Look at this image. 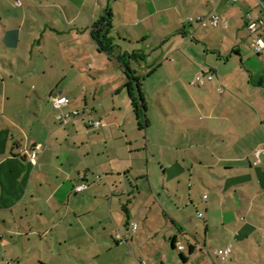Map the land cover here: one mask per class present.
Wrapping results in <instances>:
<instances>
[{
  "label": "crops",
  "instance_id": "0c3cea01",
  "mask_svg": "<svg viewBox=\"0 0 264 264\" xmlns=\"http://www.w3.org/2000/svg\"><path fill=\"white\" fill-rule=\"evenodd\" d=\"M31 5L48 19L59 50L42 52V65L11 55V71L0 69L6 78L0 99V247L46 243L49 250L73 252L87 243L94 249L93 260L100 258L95 249L101 247L117 256L127 253L112 264H264V53L256 52L246 25L248 14L264 19V0H50ZM15 6L21 13L11 15L9 4L0 0V29H5L0 36L19 50L28 40L23 27L29 16L25 5ZM108 9L112 38L121 42L116 55H145L144 61H131L130 68L141 79L149 125L140 124L134 112L125 68L92 39L93 24ZM211 14L222 16L228 26L191 25L182 19ZM6 20L13 23L8 26ZM182 23L172 34L180 38V50L169 45L171 39L163 40L152 50L154 64L144 47L135 46L160 40L168 25ZM37 24L49 32L42 21ZM188 40L195 42L193 58L185 49ZM171 55L175 64L166 66L163 59ZM208 73L212 80L193 84L194 77ZM164 75L170 79L164 86H171L169 96L157 98L165 114L150 117L148 81ZM134 88L140 101L137 84ZM8 90L27 92L12 101ZM58 96L70 99L64 113H80L66 124L57 121L53 107ZM166 101L180 116L170 120L174 146L167 139L174 138L171 131L151 130L157 120L163 127L169 122ZM95 122L101 126H92ZM31 153H37L35 161ZM214 170H226L217 177L221 182L207 174ZM82 184L88 189L77 193ZM200 185L217 190L209 195ZM139 186L145 188L139 191ZM158 186V197L145 196L147 188L156 195Z\"/></svg>",
  "mask_w": 264,
  "mask_h": 264
},
{
  "label": "rangeland",
  "instance_id": "374dc122",
  "mask_svg": "<svg viewBox=\"0 0 264 264\" xmlns=\"http://www.w3.org/2000/svg\"><path fill=\"white\" fill-rule=\"evenodd\" d=\"M4 3H8L9 7H10V11L9 13L11 15H15V14H20L21 13V8L18 9L15 4L18 3V5L20 6V4H23L27 7V14L29 16L28 21L26 22L25 27H23V35L26 38H28V40H23L22 45L20 46L19 50H17L14 45H10L8 44V46L3 42V37L4 35L0 36V57L2 59H5V61L3 62L0 59V69L2 72H10V59H11V55L13 56H17L18 54L21 55L22 58H30L29 64H35L34 62H36L39 65H42L43 61H45L46 57L43 56L42 52H45L47 54L51 53L53 49L59 50L57 44L55 42L52 41V38L54 37L51 33L50 30L52 28V26H48L49 22L48 19H46L40 12V10L36 7L31 5V3L35 4V3H43V2H48L50 0H3ZM31 5V6H30ZM49 12V11H48ZM47 12V13H48ZM191 18V17H190ZM195 18V17H194ZM10 19H14L11 18ZM182 19H184L185 21L189 19V17H182ZM38 21H42L44 24L43 29H45L46 27L49 28V32L44 33L41 29L40 26L37 24ZM15 22V21H14ZM13 21H9L6 20V24H8V26H10L9 24H12ZM15 24V23H14ZM13 24V25H14ZM185 23H182L180 25H168L167 26V31L165 33H163L160 37V40H151L148 41L147 43H144L143 46L142 45H135L138 48H145V52L146 54H150L149 56V60L148 62H150V64H154V62H156V57L152 54V50L155 48V46H158V44L160 42H163V40L165 39H171V41L169 42V45L171 46H175L176 50H180V38H174L172 36L173 32H175L177 29L179 28H183ZM47 25V26H46ZM171 26V27H170ZM197 26V25H196ZM213 27V26H212ZM1 31L5 30L4 26L1 25ZM217 29H213L211 31H214ZM46 36V40L47 43L44 42L45 37ZM57 37V36H55ZM115 39H118V37ZM191 39V38H189ZM189 41V40H188ZM38 42H41L40 44H38ZM141 42V40H140ZM190 42V45L188 47H186L185 49L188 50V54L192 57L191 55V50L190 47H192L193 43L195 42ZM119 43H121L119 41V39L117 40L116 44L118 45ZM175 50V49H174ZM190 50V51H189ZM21 63V66L25 65V62L22 59H16ZM15 60V62H16ZM163 63L167 66V65H174L175 61H174V57L171 55V60L170 57L163 59ZM26 68V66H24ZM164 71V70H163ZM52 75V74H51ZM169 76L164 75V76H160L159 77H154L152 76V78L148 81V87L150 90V95H152V103H151V113L149 114V116H152V112H154L155 114H162L164 115V111L162 110V107H160V103H159V98H162V101L165 100V98H168L169 96V88L171 86H165L166 82H169L170 79L168 78ZM197 78V77H194ZM6 79V78H5ZM5 79H3V77L0 76V99L2 98V89L4 87V83L2 82V80L4 81ZM7 82H10L9 79H7ZM160 88V89H158ZM158 89V90H157ZM28 90V89H27ZM162 90V91H161ZM157 91V92H156ZM27 92V91H25ZM20 91V94H16L14 91L8 90L7 94L8 97H12L14 101V98H24V93ZM30 98L31 100H34V98L36 97V92L35 89L30 90ZM15 93V94H14ZM23 93V94H21ZM159 97V98H157ZM12 101H8V107L11 105ZM168 104L167 106H165V108H167V113H168V120L169 122L167 124H164L165 126L163 127V123H161L160 121H155V125L151 128L152 131H156V130H166L165 133L169 134V131H171V135L174 137L172 139H169V137L167 138L168 141L170 142L171 145L174 146L177 137L173 134V129H175L173 122H171V117L175 116L177 114V117L180 118V116L178 115V110L170 105L171 103L167 102ZM174 105V104H173ZM193 113V112H192ZM57 114V113H56ZM201 117L204 118V115L201 114ZM174 120V119H173ZM186 122H184L183 124V128H186L185 126H187L188 124H185ZM204 124L203 122H199V124ZM178 134V133H177ZM170 136V135H169ZM223 139V137H221ZM216 139H220V138H216ZM184 145H188V142L186 140H183ZM224 166H222L221 168L223 169ZM226 172V170H214L212 172H209L207 174H212V177H214L218 182H221L220 180H218V178H222L221 176L224 175ZM159 175L160 177L163 176V172L161 171V169H159ZM218 175V176H217ZM218 177V178H217ZM156 180V179H154ZM222 180V179H221ZM140 185H142L143 183H139ZM159 185V183H157ZM140 189L139 191H141V188H145L144 186H139ZM158 191L157 194L154 195L153 192H151L148 188L144 191L145 192V196H148L150 193L151 195L158 197L161 191V186H158ZM138 188V187H137ZM199 188L204 189V191L211 195L213 191H216L217 188L215 187H211L210 185L207 186H199ZM144 190V189H143ZM135 196L138 197L139 193L136 192ZM114 199L116 200V202L119 205V197H114ZM140 204V202H139ZM105 235V234H103ZM57 236V233H55L54 237ZM96 236V235H94ZM204 236V233H203ZM111 243L112 240H110ZM84 248L85 249H78V246H75L73 252H69V250H66L65 248H55L53 250H49L46 247V243H40L38 245H26L24 247H18L17 249L9 246V249H4L0 247V264H8V263H12V264H112L113 258H120L122 259H126L127 257V253H123L117 256V254H115V252H107L105 251V249L98 248L95 250H98L99 253H101L100 258L93 260V258H95V255L92 253L94 251V249H89L90 245L87 243H84ZM34 246H38L37 248H35ZM25 248V249H24ZM65 254H63V252H65ZM17 254V255H15ZM19 254V255H18ZM252 254V253H251ZM251 254H247V259H248V263L251 262L252 257ZM185 255L187 257H189L188 253H185ZM67 259H66V258ZM262 264V263H260Z\"/></svg>",
  "mask_w": 264,
  "mask_h": 264
},
{
  "label": "trees",
  "instance_id": "16d2710c",
  "mask_svg": "<svg viewBox=\"0 0 264 264\" xmlns=\"http://www.w3.org/2000/svg\"><path fill=\"white\" fill-rule=\"evenodd\" d=\"M113 28V14L111 10L108 9L105 11V14L93 24L91 31L92 39L100 52L107 54L111 59H116L119 64L125 68L129 78L127 88L130 93L134 112L136 113L140 124L149 125L148 107L144 97L141 94V79L135 77L136 75L130 68L132 64L131 61H144L145 55L138 54L137 52L116 55L117 45L114 43L112 38ZM136 84L140 93V101H138L136 95L134 94V87Z\"/></svg>",
  "mask_w": 264,
  "mask_h": 264
},
{
  "label": "built area",
  "instance_id": "2783aa9c",
  "mask_svg": "<svg viewBox=\"0 0 264 264\" xmlns=\"http://www.w3.org/2000/svg\"><path fill=\"white\" fill-rule=\"evenodd\" d=\"M234 3H237L238 0H233ZM207 21H209L211 23V26H213L214 28H218L220 26H228V23L226 22V20H224L222 18V16L218 15V14H211L209 17H191L188 19V23H190L191 25H195V24H199V25H207ZM246 25L248 28V31L250 33L251 36L255 37V50L257 53L261 54L264 53V36H262L260 34L261 29L264 26V19L261 18H255L253 15L248 14L246 17ZM205 78H208L210 80H212L214 78L213 74L208 73L206 76H197V78H195V80L193 81L194 85H204L205 84ZM70 103V99L68 97L65 96H58L54 99V103H53V107L56 111L59 112V114L57 115V121L59 123L62 124H66L69 121H71L74 117L79 116L80 113L79 112H73V113H64L63 109ZM92 126L99 128L101 126L100 122H95L92 123ZM260 155H261V151H257L255 153V157L257 160V163H260ZM30 158L32 161H35L37 158V153H31ZM88 189V185L86 184H82L76 187V192L77 193H81L85 190ZM199 217H202L201 214H199ZM138 230V226L134 225L133 227V231L136 232ZM118 239H122L123 237L121 235H117ZM185 249V247H180V250ZM231 253V250L228 249L224 256L221 258L222 261H225L226 258L228 257V255ZM8 264H12V263H8ZM141 264H146V262H142Z\"/></svg>",
  "mask_w": 264,
  "mask_h": 264
}]
</instances>
